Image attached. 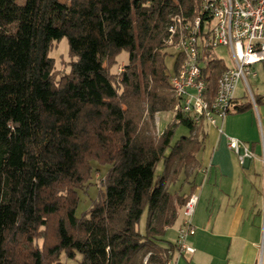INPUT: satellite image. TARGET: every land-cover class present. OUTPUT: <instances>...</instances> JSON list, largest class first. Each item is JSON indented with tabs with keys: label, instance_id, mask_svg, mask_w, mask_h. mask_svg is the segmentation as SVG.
Wrapping results in <instances>:
<instances>
[{
	"label": "trees",
	"instance_id": "1",
	"mask_svg": "<svg viewBox=\"0 0 264 264\" xmlns=\"http://www.w3.org/2000/svg\"><path fill=\"white\" fill-rule=\"evenodd\" d=\"M199 1L0 0V264H64L62 254L80 255L76 264H165L171 257L176 246L165 234L189 194L169 185L196 171L203 131L181 114L158 137L150 125L173 107L169 77L181 57L174 53L170 71V18H191ZM63 37L71 59L58 73L49 51ZM121 51L128 60L115 74ZM203 64L213 92L226 66L212 49ZM177 125L188 135L173 141ZM93 163L107 168L76 216Z\"/></svg>",
	"mask_w": 264,
	"mask_h": 264
},
{
	"label": "crops",
	"instance_id": "2",
	"mask_svg": "<svg viewBox=\"0 0 264 264\" xmlns=\"http://www.w3.org/2000/svg\"><path fill=\"white\" fill-rule=\"evenodd\" d=\"M256 96L260 97L259 102L249 109L232 111L217 125H200L203 144L196 156L199 165L188 178V192L183 193L198 195L192 217L195 233L187 240L194 251H173L170 264H262L264 95ZM248 101L235 94V105ZM226 136L239 139L253 157L240 165L236 153L227 146ZM202 167H208L205 178L200 172ZM181 221L179 215L167 229L168 241H175Z\"/></svg>",
	"mask_w": 264,
	"mask_h": 264
},
{
	"label": "built area",
	"instance_id": "3",
	"mask_svg": "<svg viewBox=\"0 0 264 264\" xmlns=\"http://www.w3.org/2000/svg\"><path fill=\"white\" fill-rule=\"evenodd\" d=\"M164 44L181 57L180 67L169 77L174 115L188 116L199 126L217 125L233 111L240 79L244 93L248 92V99L255 105L248 77L255 78L256 64L264 63V0H200L191 18L171 16ZM220 45L230 49L234 65L226 66L220 73L211 92L202 74L203 53ZM122 70L118 68L119 72ZM226 140L240 165L253 157L239 139L226 136ZM200 172L205 178L208 167H202ZM197 201V193H190L182 206V221L174 241L179 254L194 251L187 240L195 233L192 217ZM260 256L262 259V249ZM170 258L165 264H170Z\"/></svg>",
	"mask_w": 264,
	"mask_h": 264
},
{
	"label": "rangeland",
	"instance_id": "4",
	"mask_svg": "<svg viewBox=\"0 0 264 264\" xmlns=\"http://www.w3.org/2000/svg\"><path fill=\"white\" fill-rule=\"evenodd\" d=\"M60 1L66 2V0H60ZM164 51L167 54L165 58V64L167 68L170 71H172L175 61L174 52L169 47H166ZM212 54L215 58L219 59L223 65L229 67L234 65L232 53L227 46L220 45L214 47L212 49ZM49 55L55 59V69L58 71V73H62L68 70L67 64L71 58L68 54V43L65 37L61 38L59 41L53 42L52 48L49 51ZM127 60H128V53L126 51H121L119 55L116 57V63L112 66L111 71L115 74H119L120 72L118 71V68L122 67L124 70V65L127 63ZM255 70L257 72V76L255 78L248 77V84L250 90L254 96L258 94L264 95V67L261 63H258L255 66ZM243 88H244V82L242 79H240L237 83L235 94L238 96L241 94L243 96V99H248L249 94L248 92L243 93L242 92ZM144 109H146L145 106ZM143 114H144V118H146V110L143 111ZM173 119H174L173 107H171L167 111H161L155 113L154 121L150 125L151 133L155 137H158L162 133L163 129L166 126H168V124H170L173 121ZM193 134H199L198 137H200V131L198 130L194 131ZM181 135H188V129L182 125H177L175 127V134L173 137V141ZM93 165L95 167L94 169L95 171L93 172V177L91 180L92 183L85 189L79 190L80 201L76 209V216H80L81 213L90 206L91 200L96 197L98 188L100 187V183L102 181L103 174L107 168V166H102V167L96 166L95 163H93ZM160 168H161V163L157 165V170H160ZM187 181L188 180L185 179L184 174L181 173L177 181L169 185L170 191H177L179 193L188 192L189 184ZM143 218L140 223L141 227L143 226ZM79 259H80V255H77L75 260H70L66 258L63 254L60 256V261L63 262L64 264H76ZM262 261H263L262 264H264V256L262 257Z\"/></svg>",
	"mask_w": 264,
	"mask_h": 264
},
{
	"label": "water",
	"instance_id": "5",
	"mask_svg": "<svg viewBox=\"0 0 264 264\" xmlns=\"http://www.w3.org/2000/svg\"><path fill=\"white\" fill-rule=\"evenodd\" d=\"M263 66H264V63H263Z\"/></svg>",
	"mask_w": 264,
	"mask_h": 264
}]
</instances>
